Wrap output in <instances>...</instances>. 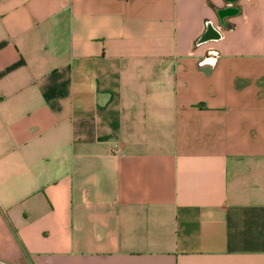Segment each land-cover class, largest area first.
<instances>
[{"label":"crops","instance_id":"0c3cea01","mask_svg":"<svg viewBox=\"0 0 264 264\" xmlns=\"http://www.w3.org/2000/svg\"><path fill=\"white\" fill-rule=\"evenodd\" d=\"M1 74L0 264H264V0H0Z\"/></svg>","mask_w":264,"mask_h":264},{"label":"trees","instance_id":"16d2710c","mask_svg":"<svg viewBox=\"0 0 264 264\" xmlns=\"http://www.w3.org/2000/svg\"><path fill=\"white\" fill-rule=\"evenodd\" d=\"M207 28H208V25H207ZM205 37H206V30H205V32L203 33V35L199 38V41H200V40H201V41L204 40ZM15 67H16V66L10 68L9 70H7V72L10 71V70H12V69L15 68ZM0 76H2V74H1Z\"/></svg>","mask_w":264,"mask_h":264}]
</instances>
